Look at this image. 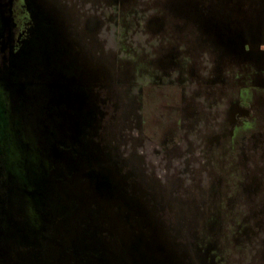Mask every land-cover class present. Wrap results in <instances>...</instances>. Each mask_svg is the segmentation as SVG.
I'll return each instance as SVG.
<instances>
[{
  "label": "flooded vegetation",
  "instance_id": "flooded-vegetation-1",
  "mask_svg": "<svg viewBox=\"0 0 264 264\" xmlns=\"http://www.w3.org/2000/svg\"><path fill=\"white\" fill-rule=\"evenodd\" d=\"M166 5L173 8V0H135L130 7L125 2L124 11L122 7L120 17L126 14L129 21L125 28L120 26L122 38L118 44L119 50L111 51L115 58L126 63L125 66L140 63L131 82L120 85L128 92L131 87L139 89L131 98L129 111L126 113L122 108V116L114 120L117 123L133 122L156 146L165 149L178 144L182 132L194 126L181 124L180 116L186 119V116L198 113L189 111L185 116L178 93L184 88L183 84H187L189 76L194 77V72L199 69L195 79L209 70L215 74L217 82L231 84L232 110L227 115L229 136L232 137L234 129L239 130L242 126L254 127L257 120L264 118L260 105L255 110L247 105L251 96L264 98V2L242 0L233 18H230V13L217 15L214 12L205 26L197 25L201 30L212 29L218 35L216 45L200 43L197 36L191 33V25L183 20H175L176 17L168 19L167 16L172 14L161 12ZM51 6V2L46 0H0V264H69V220L73 213L80 210L76 197L71 194L75 191L72 180L78 166L74 161L84 162L87 166L102 163L101 169L115 179L118 195L125 198V202H119L114 211L124 220L135 216L133 210L136 209L133 208L136 205L127 201L135 198L138 178L135 169L123 165L118 157L113 161L108 156L110 153L101 149L98 153L93 145L96 141L99 144L102 142L101 136L104 137L103 131L107 125L112 127L108 118L114 111L115 97L109 92L116 89L117 84H111L114 87L108 89L105 82L87 83L84 80V75L88 76L89 63L84 61L86 57L82 48L73 42L59 46L55 44L54 34L58 29L57 22L50 18L53 11ZM90 9L88 13L95 12L92 7ZM116 11L115 2H112L105 5V9L98 10L97 14L101 19L109 17L112 20ZM150 14L162 15L164 20L156 24L151 18L148 19L147 15ZM218 16H224L221 22ZM179 29L185 31L183 36L177 32ZM244 31L248 34L242 37L240 33ZM160 34H163L161 40L158 38ZM253 36H257L253 38L254 43H249ZM225 39L231 41L230 46L222 44ZM238 42L242 50L235 51L233 46ZM164 50L173 56L174 61L170 58L167 63L162 62L163 67L160 68L155 55ZM189 56L199 61V68H189ZM152 67L161 73V77L153 80ZM106 71L111 72V69L107 68ZM154 82L163 90L166 88L164 86L174 82L166 88L168 98L163 104L168 107H165V112L155 108L162 104V99L158 97L159 102L151 97ZM192 82L197 81L193 78L188 84ZM137 109H140L138 115ZM179 109L180 113L177 111ZM154 116L161 117L162 121L154 123ZM160 127L162 132H159ZM261 132L264 141V124ZM239 139L248 140V137L238 138L241 144ZM217 141L215 151L221 149L223 152L219 145L222 142L224 146V139ZM228 148L236 150L238 147L232 143ZM258 150L264 155V145H260ZM70 162L73 165H69ZM258 162L260 165L252 164L262 168L263 181L253 183L252 188L249 186L243 192L241 190V196L237 195L230 203L225 200L224 203L214 204L215 215L210 210L204 213L189 207L185 210L187 219L193 213L198 216H191L194 218L189 220L190 223L182 222L179 226H190L194 221L210 222L216 232V237L209 244L210 252L206 259L209 264H245L249 251L244 248L250 245L245 240L252 237L255 241L259 233H264V202L255 205L256 197L262 190L257 186L264 185V156ZM111 171L114 174H110ZM194 180L198 186L205 187L196 196L209 199L208 189L215 181L209 175ZM183 186L187 194L182 195H188L187 199L191 200L190 189L185 184ZM66 199L68 203L59 204ZM240 199L246 203H241ZM240 207L247 208L248 217L238 226V234L230 233L227 236L225 231L222 232L221 222L231 211ZM90 209L97 210V206L92 203ZM163 211L161 220L172 231H168V234L176 237V226L173 225L176 214L174 216L167 207ZM82 226L85 227L84 223ZM103 236L106 237V234ZM187 237H190L189 233ZM220 237L226 240V246L219 249L214 244L220 241ZM97 239H102V236L98 235ZM80 255L79 259H85L84 253Z\"/></svg>",
  "mask_w": 264,
  "mask_h": 264
},
{
  "label": "rangeland",
  "instance_id": "rangeland-1",
  "mask_svg": "<svg viewBox=\"0 0 264 264\" xmlns=\"http://www.w3.org/2000/svg\"><path fill=\"white\" fill-rule=\"evenodd\" d=\"M46 1L52 4L51 8L53 11L50 12V18H53L57 22L56 27L58 31H55L56 33L54 34L56 45L71 44L70 42H73L84 51L86 57L84 61H88L89 63L88 76L84 75V80L86 79L87 83L105 82L104 85H106L108 89L114 87L111 84H117L116 89L109 92L110 95L115 97L114 111L112 116L108 118L112 127L107 125V127L104 128V137L100 135L102 142L100 144L97 141L93 143L95 150L98 153L99 149L106 153H110L108 156L111 157L113 161V158L118 157L117 159L122 160L123 165L126 164L135 169L138 178L137 182H135L136 192H134V199L135 201H143L145 205H150L153 208L155 217L159 219L160 224L166 229L167 234L168 231L170 233L172 231L162 222L160 214L164 212L163 210L165 207L173 212L174 216L176 214L175 221L173 222V225L176 226V237H173L170 233L168 235L171 241H174L171 244L173 249L172 252L176 255L178 252L179 257L183 260L180 264H209L206 261L207 254L210 252L209 244L216 237V232L212 229L211 223L194 221L190 226H179V224L182 222L190 223L191 218H194L191 216H198L197 213H193L190 218L187 219L185 216L187 211L185 212V210L188 207L203 211V213L206 211L209 212L210 210L211 212L213 211V215H215L216 211L214 204L224 203L225 200H227V203H230V201H234L237 195L241 196V190L243 192V189L249 186L252 188L251 185L253 183L260 184L259 181H263L261 179L263 173V171H261L262 168H257L253 165H260L258 160L261 156H264L262 152L258 150L260 145H264L263 133L261 132L264 118L257 120L254 127L249 125L251 128L247 126L242 128L244 127L242 126L239 130L234 129L233 136L230 137V125L227 120V115L232 110L230 106V100L232 98L230 93L231 84L227 82H217L215 80V74H211L209 70L201 73L200 77L195 79L197 74H199V69H197V71L194 72V77L187 74L189 80H186L187 84H183L184 88L178 93L179 101L181 102L180 105H183L185 109V116L189 111L194 113L198 112L196 113L197 115L186 116L188 121H186L183 115L180 116L181 124H187L186 126L193 124V128L189 131H183L179 143L173 144L170 148L164 149V147L156 146L143 135L141 129H138L139 127H136L133 122L121 121L117 123L118 121L114 120L115 118L121 117L124 110L126 113L129 111L128 106H131V98L139 89V87H131V91L128 92L127 88H123L120 85H126L131 82L140 63H129L127 64L128 66H125L126 63L115 58L111 51L119 50L118 44H120L122 38L120 26L122 25V27L125 28L126 25H128L129 16L123 14L124 16H122V18L120 17L122 15V7L124 11L125 2H128V6L130 7L135 0ZM112 2H115V8H117L116 14H113L114 18L112 20H110L109 17L106 18V20L101 19L97 11L103 8L105 9V5ZM156 2L161 6L159 1ZM261 2H264V0H261ZM239 3H242V0H173V8L166 5L167 7L163 8L161 12L172 14L171 16H167L168 19L176 17L175 20H183L187 25H191L190 31L197 36L200 43L216 45L218 35L213 33L212 29L201 30L197 25L205 26L207 20L214 12H216L217 15L218 13H224L225 15L230 13V18H233ZM141 5L143 6L142 3ZM91 7L92 10L95 9V12L90 11L88 13L87 11L91 10ZM156 8L160 10L158 5H156ZM130 10L131 8H129V12ZM141 11L142 10H140V12ZM147 17L148 19L151 18L156 24L164 20L162 15L150 14L147 15ZM223 18L224 16H218L220 22ZM192 21L196 24H192ZM177 32L181 36L185 33L182 29H179ZM247 34V31L240 33L242 37H245ZM256 37L257 36L251 37L249 43H254L253 38ZM158 38L161 40L163 34H160ZM259 42L260 41H258V43ZM165 44H167V41ZM222 44L230 46L231 41L225 39ZM238 44L239 42L233 46L235 51L242 50ZM159 45H161V43ZM168 54L169 53L164 50V52L157 53L155 55L156 57L154 56L156 58L155 60L159 61L158 64L160 68L163 67L162 62L167 63L170 58L174 61L173 56ZM188 60L191 61L189 68H199V61H196L197 59H195L194 56H189ZM149 61L152 60L149 58ZM86 62L85 67L87 66ZM90 63H92L93 66ZM141 63L143 62L141 61ZM107 68H110L111 72L106 71ZM151 70L153 80H155L156 77H161V73L157 71V69L152 67ZM110 78H112L114 82ZM193 78L197 82H192L191 85L188 84ZM173 83L174 82H171L169 84L173 85ZM207 84L209 87H207ZM168 86L164 87L168 88ZM153 87L154 89L151 92V97L156 100H158V97L162 99V104L155 108L165 112V107L167 108L168 106H165L163 102L166 103L167 101L168 90H166V88L163 90L161 86L158 87L155 85V82ZM124 104L127 108L124 107ZM137 105H139V103H137ZM247 105L251 110H255V107L260 105L261 110H264V98L257 99L255 96H251L247 101ZM139 110L137 109V115L140 114ZM177 111L178 113L181 112L180 109ZM152 120L154 123H160V121H162L161 117L155 118V116L152 117ZM160 131H163L161 127L159 128V132ZM153 132L156 134L155 130H153ZM124 136H126L125 139H123ZM240 137H248V140L239 139V141H241V144H239L238 138ZM221 138L224 139V146L228 150H225L224 146H222V142H220L219 146L222 147L223 152L221 149H219L218 152L215 151L217 148L214 144H218L219 142L217 139L221 140ZM231 140L233 142H231ZM232 143L234 146L238 147L236 150L234 148L235 152L231 150V148H228ZM207 144H209V146H207ZM253 162L254 164H252ZM207 175L215 182H211L213 185L208 189L210 198L205 200L203 197L200 198L196 196L197 192L199 190L203 191L201 189L205 187L202 185L198 186V182L195 181L194 178H203ZM184 184L187 185L192 193L191 200L187 199L188 195L185 197L182 195L187 194L186 188L183 186ZM257 187L263 190H261L260 193L258 192L259 196L256 197L255 205L258 206L260 203L264 202V185H259ZM213 188L214 191L211 192ZM193 192L195 196H193ZM142 197L145 198L142 199ZM182 197L184 198L182 199ZM240 201L241 203H246L244 200L240 199ZM249 203L250 202H248V204ZM200 211L198 213H200ZM248 214L247 208L242 207L231 211L229 215L223 219L224 221L221 222V227H223L222 232L224 233L225 231L227 236L230 235V233L231 235L238 234V226L247 219ZM179 215L181 216L179 217ZM188 233L190 237H187ZM238 239L240 238L238 237ZM238 239L236 240L238 241ZM220 241L214 244V246L218 245L219 249L226 246V240L224 238L220 237ZM255 241L258 242V244H256ZM255 241L252 240V237L245 240V243L250 242V245H245L244 248L245 251H249V255L245 259V264H264V233L261 235L259 233L258 239L256 237ZM166 242L167 240L165 243ZM231 264L233 263L231 262Z\"/></svg>",
  "mask_w": 264,
  "mask_h": 264
},
{
  "label": "water",
  "instance_id": "water-1",
  "mask_svg": "<svg viewBox=\"0 0 264 264\" xmlns=\"http://www.w3.org/2000/svg\"><path fill=\"white\" fill-rule=\"evenodd\" d=\"M88 151L92 154L90 149ZM74 162L78 166L72 180L75 191L71 194L76 197L80 210L73 213L69 220V264L183 262L178 252L177 255L172 252L171 244L174 241H171L166 229L147 204L135 199L127 200L136 205L133 208L136 210H133L135 216L124 220L114 209L119 202H125V198L118 195L115 179L101 169L102 163L100 165L95 162L87 166L84 162ZM69 165H73V162ZM110 174L114 173L111 171ZM67 201L68 199L63 200L59 204H66ZM92 203L97 206V210L90 209ZM83 223L85 227L82 226ZM103 234H106V237ZM98 235H101L102 239H97ZM81 253H84L85 259L78 258Z\"/></svg>",
  "mask_w": 264,
  "mask_h": 264
}]
</instances>
